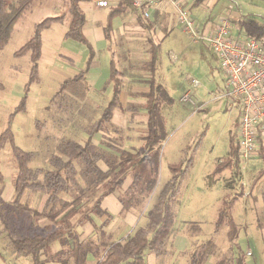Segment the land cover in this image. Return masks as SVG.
Segmentation results:
<instances>
[{
  "label": "rangeland",
  "instance_id": "1",
  "mask_svg": "<svg viewBox=\"0 0 264 264\" xmlns=\"http://www.w3.org/2000/svg\"><path fill=\"white\" fill-rule=\"evenodd\" d=\"M207 1L209 5L213 2ZM195 2L190 0L186 5L191 4L195 8ZM234 2L242 17L250 15L257 21L264 22V0H221L225 7ZM220 6L224 7L222 4L218 7ZM218 10L219 8L215 13ZM191 13L196 16L197 10L194 9ZM221 15L228 13L223 12ZM151 17L152 15L146 21ZM32 19L33 15L29 13L20 20L8 45L0 51V134L6 128L10 114L26 96V110L10 120L11 129L15 133L17 145L26 151L36 152L37 156L31 168L50 169V157L57 154V146L62 140H77L82 144L87 141L88 128L100 117L111 96L103 88L94 90L92 83L86 81L85 84L66 90L64 99L58 97L55 102L52 101L60 91L62 81L76 72L75 66L62 60L63 55L54 58L55 67L41 64L38 83H34L26 91L30 70L29 55L18 59L14 57V53L32 37L35 23ZM237 19L239 18L236 14H233L232 20L235 22ZM169 20L171 31L168 35L177 37V45L167 44L160 50L161 55L159 54L160 58L155 65V82L165 87L174 100L173 104H169L160 99L168 137L161 145L159 183L163 184L171 177L167 167L169 163L185 157V160L192 159V165L179 195L173 202L176 219L173 233L167 241L164 255L157 259L156 264H192L195 253L197 261L205 259L203 264H264V177L258 175L259 171L264 170V162L259 159L252 160L248 172L243 170L248 173L249 181L241 182L240 169L233 165L222 172L216 170L217 166L230 158L238 110L229 109L223 102L211 101V93L223 86L224 78L216 56L205 45L193 43L178 26L176 19L170 16ZM18 26L25 27L23 31H19ZM170 41L167 39L168 43ZM138 48L146 58L142 63L132 66L134 74L131 77L128 76L130 73L127 64L118 65L122 77L129 80L128 83L126 78L123 80L128 103L125 102L124 108H120L127 116V123L122 128L113 125L109 132L98 133L95 142H92L93 149L108 148L116 156L120 155V150L143 153L148 113L145 108L147 97L142 90L150 86L151 58L147 42L139 43ZM117 51L122 54L121 50ZM170 53L178 56L176 62L169 60ZM73 57L77 58V55ZM188 76L200 83L199 89L190 90L186 81ZM129 85L135 86L131 88ZM187 91L196 102L197 108L181 102V97ZM132 100L136 103H132ZM101 167L107 170L104 163H101ZM16 173V162L7 144L0 153V206L5 213L13 207L12 181ZM119 189L120 187L116 191ZM161 189L157 186L150 198L146 200L142 197L140 202L134 204L132 211L137 218L134 228L123 234L121 231L116 237L104 231L111 236V240L124 241L138 227L147 223V212L154 205ZM125 193L126 191L120 194V201L126 196ZM101 196L102 189L98 188L85 199L86 206L93 207ZM225 197L235 202L232 214L238 232L233 241L228 239L226 225L218 230L215 228ZM43 199L41 193L26 192L23 202L39 210ZM95 217L102 216L91 215L89 222L95 231L85 240L94 250L93 244L98 240L99 232L104 226H98L94 221ZM7 221V230L0 221V264H30L27 258L15 254L10 238L42 231L47 221L43 218H30L28 214L18 219L15 213L9 214ZM82 226L76 228L77 232L81 233ZM60 247L57 243L54 250ZM209 253L208 258H203ZM92 256L97 260L94 254Z\"/></svg>",
  "mask_w": 264,
  "mask_h": 264
},
{
  "label": "trees",
  "instance_id": "2",
  "mask_svg": "<svg viewBox=\"0 0 264 264\" xmlns=\"http://www.w3.org/2000/svg\"><path fill=\"white\" fill-rule=\"evenodd\" d=\"M39 0H0V51L4 49L20 20L24 19L35 8ZM83 0H61L66 6L69 16V29L66 38L73 39L92 49L83 34L86 16L80 4ZM130 0H124L114 8L108 16L106 36L109 39L114 17L122 15L125 9H132ZM134 10V8H133ZM64 16L44 19L34 25L32 37L14 53L15 58L29 55L30 70L26 91L34 83H38L39 62L42 55V31L53 23L62 22ZM143 15L139 17L143 22ZM249 37H264V22L257 21L253 16L247 15L236 21ZM145 25V24H144ZM151 27L150 25H145ZM151 67L149 82L150 92L146 95L148 110L147 135L143 138V153H131L120 150L116 156L108 148L93 149V140L101 132H109L113 128L112 116L116 109L121 108L120 92L121 71L115 60L111 63L109 83L113 84V96L103 110L100 118L90 125L87 130L88 139L82 144L77 140H62L57 146V154L49 160L50 169H33L31 164L37 154L26 151L16 143L15 133L11 129V122L15 115L26 110L27 98L23 97L15 111L10 114L6 128L0 134V153L8 144L14 156L17 173L13 179L15 199L12 209L5 213L0 206V221L4 229H8L9 214L15 213L18 219L28 214L31 218H43L47 224L42 231H34L17 238H10L14 252L17 256L27 258L30 264H68L72 259L74 264H89V257H97L95 264H147V255L154 254L158 258L165 253L166 244L173 233L176 222L173 202L179 195L182 184L192 165V159L170 163L168 168L171 178L165 183L157 195L152 208L147 212V223L139 227L124 241H113L103 230L94 245L95 250L80 239L76 228L91 220V215H103L106 212L101 208L104 197L110 195L121 187L128 176L132 183L126 190L125 197L121 198L125 211L132 209L142 197L150 198L156 189L160 176V163L162 157L161 145L167 139V127L161 113L160 99L173 104L168 91L161 84L155 82L156 64L158 63L160 46L150 40ZM93 54V52L91 53ZM92 56L90 58L92 59ZM88 63V62H87ZM90 63V62H89ZM88 68L82 70L73 78L65 80L60 91L55 94L52 101L58 97L64 99L65 91L80 84H85ZM40 127V123L37 122ZM230 158L217 166V171H223L233 165L239 170V147L232 137ZM260 161L264 162V153L260 152ZM104 163L107 170L101 167ZM264 170L259 171V176H264ZM1 180V177H0ZM98 188L102 189V196L93 207L86 206L85 199ZM26 192L41 193L47 196L45 206L41 212L30 208L23 201ZM235 203V202H234ZM233 201L226 197L222 201L215 228L228 227V239L233 241L237 236V225L234 221L232 210ZM60 244V249L54 252L55 244ZM207 254L203 258H208ZM196 253L193 255L192 264H203L204 260L197 261ZM241 264V262H239Z\"/></svg>",
  "mask_w": 264,
  "mask_h": 264
},
{
  "label": "crops",
  "instance_id": "3",
  "mask_svg": "<svg viewBox=\"0 0 264 264\" xmlns=\"http://www.w3.org/2000/svg\"><path fill=\"white\" fill-rule=\"evenodd\" d=\"M99 1L100 0H83L82 3L80 4L81 9L86 16V22L83 26V34L88 40L93 54H91L92 52L90 48H88L86 45L79 43L73 39L66 38V33L69 29L70 20H69V16L66 14L67 8L61 2V0H39L37 1L34 10L31 12L33 15L32 20H34L35 23L33 21H30V22L31 23L33 22L35 25L36 23H38L37 21L40 20L41 18L47 19V18H52V17H61L65 15L64 20L62 22L59 21V22L53 23L49 28L44 29L42 31V55H41L40 62H39V71L41 68V64L42 65L44 64L45 66H48V67H55L56 63L54 64V58L57 55H63L62 60L64 62H68L71 66H75L74 70L76 72L72 74L73 76L66 77L62 81V83L69 78H73L75 75H77L82 70L88 68V72L86 75V81L92 83L94 90H98L102 88L105 89V92L111 96V98L108 101L109 103L114 93L113 84L109 83L112 60H115L117 66L120 65V63L127 64L128 73H130L128 74V76L131 77V75L134 74L132 70L133 69L132 66H135V64H138V63H142L143 59L146 58V56L138 48L139 43L147 42L150 47L151 46L150 40H152L156 45L160 46V50H163V48L167 44L177 45L178 39L176 36L168 35V33H170L171 31V28L169 27V23H171V20H169L170 16L173 17L174 19H175V16L169 4L166 2L158 4L153 9L152 17L151 19H148V21H146V18L142 17L143 18L142 23L140 22V19H139L142 12L139 9H137L132 3V7L134 8V10L133 8L125 9L122 15L114 17V19L112 20V27L110 30L111 31L110 38L108 39L106 36V26L108 24L109 13L112 12L114 8H117L124 0H105L108 2V7H100L98 5ZM130 1L133 2V0H130ZM189 1L190 0H184V4L186 5V3H188ZM195 1L196 2L193 4L195 8H193L191 4H188V6L187 5L186 6L189 9H191V11L194 9L197 10V13H195L197 17L196 16L195 17L198 19V21L201 22L208 31H214L220 17H222L221 13L224 12L227 14L228 13L227 10L229 6L225 7L224 4L221 3V0H213L211 5H209L207 0H195ZM220 4H222L224 7H221V6L218 7ZM217 7L219 8V10H218V13H215L216 10L218 9ZM144 24L150 25L151 27H147ZM236 25L238 26L237 23ZM24 27L18 26V30L23 31ZM183 33L187 35L184 31ZM166 38L171 41L168 43ZM44 44H45V47H44ZM117 49L121 50L122 52L121 55L119 54ZM76 55H77V58H74L73 56H76ZM91 55H93L92 59L90 58ZM160 55H159V58H160ZM150 58H151V47H150ZM168 58H169V55H168ZM118 69H119V66H118ZM119 78H120V83H121V92H120L119 98H120L121 108H124L123 104H125V102L128 103L127 93L125 92L126 86L123 83V80L126 77H122V75H120ZM125 81L126 83H128L129 81L128 78H126ZM134 86L135 85H129V87L131 88H133ZM134 89H137V88H134ZM142 92H145L144 94L146 97V95L150 92V86L148 89L144 88ZM131 102L136 103L133 100ZM146 105H147V101L145 103V108H146ZM105 107L103 108V110L105 109ZM147 113H148V110H147ZM147 118H148V114H147ZM126 123H127V116L124 115V113L120 111V108L116 109L112 116V125L122 128L126 125ZM93 142H95V140ZM101 148H104V147H101ZM175 162H178V161H175ZM175 162H172V163H175ZM160 173H161V170H160ZM170 178L171 177L167 178L163 184L158 182V185H157L158 188L159 187L163 188L165 183ZM131 183H132V179L130 176H128L125 183L120 187L119 190L104 197L101 202V208L106 213L101 215L102 217L94 218V221H96L95 223H97L98 226L104 225L103 231H105L109 235L111 234L112 237H116V235H120L121 231H122V234L124 232H128L135 226L134 224L137 218L135 214L133 213L132 209L129 211H125V210L123 211V205L120 201V194L126 191L131 185ZM12 189H13L12 197L14 201L15 190L13 186V181H12ZM43 196H44V199H43L41 208L38 210L39 212L43 210L46 200H47V196L46 195H43ZM94 231H95V228L92 225V223L90 222L85 223L82 226V230L80 233V239L82 241H85L86 238L92 235ZM115 241L116 242L120 241V239L115 240ZM57 251H59L58 248L55 249L54 252H57ZM157 259L158 257L156 255L150 254L148 255V258H147L148 260L147 264H156ZM96 261L97 260L94 259L92 255L89 257V264H95ZM68 264H74L73 260L71 259L68 262Z\"/></svg>",
  "mask_w": 264,
  "mask_h": 264
},
{
  "label": "built area",
  "instance_id": "4",
  "mask_svg": "<svg viewBox=\"0 0 264 264\" xmlns=\"http://www.w3.org/2000/svg\"><path fill=\"white\" fill-rule=\"evenodd\" d=\"M163 2L169 4L176 23L189 39L205 45L218 60L224 75L223 86L211 93V101L223 102L229 109L238 110L234 142L239 147V175L241 182L249 181L250 162L260 159V152L264 153V37H249L243 28L235 25L233 14L242 18L235 2L229 5L228 15L220 17L214 31H208L198 21L184 0H133V5L147 19ZM98 5L108 7V2L100 0ZM169 58L176 62L178 56L170 53ZM186 81L190 90L200 88V83L190 76ZM181 102L197 108L189 91L181 97Z\"/></svg>",
  "mask_w": 264,
  "mask_h": 264
}]
</instances>
